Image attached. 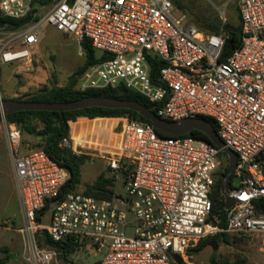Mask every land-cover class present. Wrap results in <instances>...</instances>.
Returning <instances> with one entry per match:
<instances>
[{
  "label": "built area",
  "instance_id": "built-area-1",
  "mask_svg": "<svg viewBox=\"0 0 264 264\" xmlns=\"http://www.w3.org/2000/svg\"><path fill=\"white\" fill-rule=\"evenodd\" d=\"M46 1L0 0L2 17L37 16L19 29L0 28V64L29 63L45 24L71 35L80 54L88 40L104 59L79 77L75 89L125 88L154 104L161 119H212L225 147L237 155L233 175L240 186L230 193L241 190L242 197L226 211L227 228L221 229L220 218L211 216L219 150L189 136L162 137L151 123L124 116L115 119L109 147L74 145L70 136L59 143L77 156L104 160L110 176H122L124 195L96 199L70 192L59 200L69 171L43 149L22 153L18 126L0 116L30 260H58L51 246H35L37 233L70 240L74 254L97 252L99 264H175L172 253L188 264L189 249L222 231L264 239V212L252 204L264 196V0H206L221 6L223 23L227 6L237 9L241 41L225 60L223 35L174 17L176 0ZM47 203L51 207L41 213Z\"/></svg>",
  "mask_w": 264,
  "mask_h": 264
},
{
  "label": "rangeland",
  "instance_id": "rangeland-1",
  "mask_svg": "<svg viewBox=\"0 0 264 264\" xmlns=\"http://www.w3.org/2000/svg\"><path fill=\"white\" fill-rule=\"evenodd\" d=\"M178 2L187 7L191 13V15L185 14L175 6L174 17L181 18L184 23L193 24L196 27H198V24L203 23L211 25L220 23L218 9L221 6L218 3L206 0H179ZM44 13L45 10L38 12V18L43 16ZM225 13L226 22L236 26L239 19L235 5H228ZM40 31V40L33 49L29 63L0 64V100L24 99L27 95L42 88L63 87L67 83L69 76L82 66L84 54L83 52L80 54L79 47L71 35L63 33L60 29L48 24L42 26ZM100 119L108 120L86 128L88 134L102 133L103 137L99 143L106 148L112 144L111 142L114 141L115 136L110 141H106L104 136L107 133H112L111 125H115L116 118ZM37 127L41 128V124H37ZM21 138L22 149H27L26 151L42 149L39 137L21 133ZM88 144H91L90 141H88ZM80 151L87 153V150ZM89 159L90 157H87L80 166V184L75 186L76 192L83 193L86 186L94 183L100 175L113 178L109 175V170L104 160L100 158ZM224 164L228 165V161H225ZM113 179L112 190L114 194L123 196L122 176L118 175L117 178ZM239 186L240 179L232 175L230 189H237ZM50 207L51 205L48 206V208ZM19 229L18 237L12 236L13 240H10L9 234L0 232V259L3 260L2 264H37L35 261L30 260L29 249L31 242L23 237ZM128 234H130V231ZM231 236L232 243L229 245L222 244L216 251L215 260L218 264H264V239L260 235L247 236L240 233H231ZM35 246L38 248L45 247L44 238H36ZM211 254L212 249L206 247L201 252L191 256L188 264H210ZM99 258V253L83 250L73 254L69 258V264H95L99 262ZM50 264L65 263L58 258L56 262H51Z\"/></svg>",
  "mask_w": 264,
  "mask_h": 264
},
{
  "label": "trees",
  "instance_id": "trees-1",
  "mask_svg": "<svg viewBox=\"0 0 264 264\" xmlns=\"http://www.w3.org/2000/svg\"><path fill=\"white\" fill-rule=\"evenodd\" d=\"M47 0L45 3L50 2ZM179 0L175 1V6L185 14L191 15L187 7L181 5ZM238 16V13H237ZM220 18V17H219ZM239 19V16H238ZM37 20V16L28 15L23 19H8L0 16V21L4 22L6 30L19 29L28 24L31 21ZM198 28L206 34H216L223 35L224 46L222 50V60H225L234 49H236L241 41V25L238 21L236 26L231 25L229 22L223 23L220 19L219 24H198ZM81 50L84 54V62L81 67H79L74 74L69 76L67 83L63 87H51L42 88L37 92L27 95L24 99L16 98L12 100H27L35 102H47V103H64L77 100L83 97L89 96H100V97H110L117 99L133 100L143 106L150 109L154 114H156V108L154 104L150 103L144 96L132 92L125 88H105L100 90H86L78 91L75 86L78 82L80 76L92 65L102 61L103 56L97 57L96 52L91 47L88 40H84L81 44ZM129 117L143 122L149 121L145 120L139 114L134 111L125 109H105V108H85L81 110H76L72 112H64L60 114L59 112L51 111H19L10 114H5V120L7 122L15 123L20 132L27 135H33L39 137L41 140V148L44 152L59 165L65 167L69 171V179L66 181L65 185L62 187L58 199H62L67 193L76 192L75 186L80 184V166L84 163L87 156L85 155H75L72 150L67 147H61L59 145L60 141L64 137L69 136L68 123L76 121L77 119H89L86 120L89 124L103 123L108 119H98V118H120ZM94 119V120H93ZM209 121L214 128L216 125L212 119L203 118ZM110 120V119H109ZM37 124H41V128L37 127ZM217 131V129H216ZM162 137H171L168 134L157 132ZM193 137L196 139H201L208 141L206 135L200 131L193 130L188 134L179 137ZM218 157L221 160V166L216 173V179L212 188L211 201L212 210L211 216L217 215L220 218L219 227L223 230L227 228V212L224 210V197L220 192V179L221 176L225 175L228 171V165L224 162L227 161L226 155L219 151ZM114 183L113 178H107L104 175H100L94 183L87 185L82 194L86 196H91L96 199H111L114 195L112 190ZM252 204L254 208L259 212H264V196L252 199ZM49 203L41 210L44 213L48 209ZM43 237L46 245L51 246L58 253V258L62 260L65 264H69V258L75 253L76 245L70 240H62L59 242L52 241L47 235H40L37 233V238ZM231 233L227 231L219 232L212 236H207L199 240L198 244L188 250V255L193 256L201 252L204 248L210 247L212 249V254L210 256V264H218L215 260V254L218 247L222 244L229 245L232 243ZM1 251V250H0ZM3 260L0 259V264ZM99 264V262L95 263ZM185 264V263H183Z\"/></svg>",
  "mask_w": 264,
  "mask_h": 264
},
{
  "label": "water",
  "instance_id": "water-1",
  "mask_svg": "<svg viewBox=\"0 0 264 264\" xmlns=\"http://www.w3.org/2000/svg\"><path fill=\"white\" fill-rule=\"evenodd\" d=\"M40 6V3L35 4V7L37 8H40ZM5 25L4 22L0 21V28H4ZM94 107L134 111L145 120L149 121L157 132H162L170 136H182L193 130L204 133L208 138V141L206 142L223 152L227 157L228 171L225 175L221 176L220 179V192L224 197V210H230L241 201V190H238L235 194L230 193V179L236 169L237 155L225 147L214 126L206 119L194 117L178 121H168L159 118L150 109L136 101L100 96L83 97L64 103L4 99L0 100V116L19 111H51L63 114L64 112H72ZM170 256L175 264H183V260L179 255L172 253Z\"/></svg>",
  "mask_w": 264,
  "mask_h": 264
},
{
  "label": "crops",
  "instance_id": "crops-1",
  "mask_svg": "<svg viewBox=\"0 0 264 264\" xmlns=\"http://www.w3.org/2000/svg\"><path fill=\"white\" fill-rule=\"evenodd\" d=\"M86 120L77 119L70 122V125L68 123L69 136L74 140V145L85 146L88 141L92 144L99 143L103 137L102 133L88 134V126L100 123L89 124ZM112 127L113 125H111L112 133L104 136L106 141L114 138ZM26 150L22 149V153ZM22 223L21 199L14 181V168L6 149L5 133L0 122V232L9 234L10 240H13L12 236L18 237V229Z\"/></svg>",
  "mask_w": 264,
  "mask_h": 264
}]
</instances>
